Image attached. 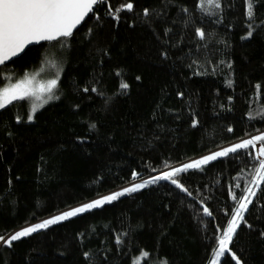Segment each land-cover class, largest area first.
<instances>
[{"label":"trees","instance_id":"obj_1","mask_svg":"<svg viewBox=\"0 0 264 264\" xmlns=\"http://www.w3.org/2000/svg\"><path fill=\"white\" fill-rule=\"evenodd\" d=\"M128 2L104 0L72 36L0 66V89L47 60L59 68L31 121L26 98L0 108V235L264 134V0H252L251 18L248 0H130L115 13ZM261 157L253 143L178 173L187 191L161 180L2 242L0 264H211L248 187L256 196L229 248L264 264V180L252 184ZM217 264L235 261L226 252Z\"/></svg>","mask_w":264,"mask_h":264},{"label":"snow or ice","instance_id":"obj_2","mask_svg":"<svg viewBox=\"0 0 264 264\" xmlns=\"http://www.w3.org/2000/svg\"><path fill=\"white\" fill-rule=\"evenodd\" d=\"M102 2H104V0H0V65L4 64L11 57H16L18 54L22 53L26 46L34 42L56 41L61 37L72 36L73 29L80 25L89 13L93 12L95 5ZM204 4L214 5L216 8H220V0H199L198 7L203 8ZM132 8L133 4L129 0L128 3L114 11L118 14L124 9L132 10ZM184 11L187 12L188 10L184 9ZM109 14L114 15L112 11H110ZM145 15H148L147 9H145ZM246 15L249 18L253 16L252 0H248ZM114 18L119 19L118 15H114ZM196 32L201 38L205 36V33L201 29H197ZM248 35L251 36L252 32L249 31ZM34 79V77L30 78L25 74L23 79L0 90V108H4L14 101L24 100L27 97H35L37 100H41V94L43 93L49 94L48 99L54 98L51 93L57 88L58 76L57 78L49 79L46 84L39 85L33 84ZM137 79H139V77ZM119 87L124 90L128 88V84L122 81ZM85 91H87V89H85ZM92 91H97V89H92ZM45 102L46 101H42L41 104L32 105L31 112L28 115L29 121L33 119V114ZM229 131H231V129H229ZM257 140L264 141V134L255 136L249 140H244L230 148L214 152L180 167L173 168L171 171L163 172L158 176L144 180L142 183H133L130 187H126L121 191L97 198L49 219H45L37 224L24 227L7 238L0 235V242L10 247L14 241L27 237L34 232L47 229L49 226L57 224L58 222L99 208L106 203L117 200L118 197L126 193L136 192L149 184H154L161 180L170 181L182 191H187L178 180L173 178L178 173L185 172L188 169H199L201 166L207 165L210 161L216 160L218 157L227 156L229 153L237 152L238 149H247ZM259 155L264 156V146L259 148ZM138 175L139 174L134 171L132 173L133 179L135 180ZM262 180H264V160L260 161V168L257 170L252 184L259 189ZM255 196L256 191H254L252 187H248L246 189V194L238 199L237 207L233 209L231 219L223 229L222 234L217 237L215 259L211 261V264H217L219 258L226 252L231 254L235 264H241L235 253H231L229 245L241 223L245 222V212L252 203V197ZM233 199H236V197L233 196ZM203 212L209 216L211 215L207 207L203 208ZM117 242L119 243V237H117ZM84 255L88 257L89 253H85ZM144 255L146 256L147 253H144Z\"/></svg>","mask_w":264,"mask_h":264},{"label":"rangeland","instance_id":"obj_3","mask_svg":"<svg viewBox=\"0 0 264 264\" xmlns=\"http://www.w3.org/2000/svg\"><path fill=\"white\" fill-rule=\"evenodd\" d=\"M58 73H59V68H58V70H57L56 64H55V63L52 61V59H51V60H49V61L47 60V61L45 62V64L42 65V67H41V69H40L39 71L34 72V73H28L27 75H28L30 78H31V77H34V78H35V79L33 80V84H34V85H39V84H46V82H47L49 79L57 78V74H58ZM24 76H25V75H24ZM24 76H23V77H20V79H17L16 81L6 83V84L3 86V88H1L0 90L4 89V88H6V87H9L11 84L16 83L18 80L23 79ZM51 95L54 97V90H53V92L51 93ZM48 96H49L48 93H43V94H41V100H37L35 97H27L26 99L28 100V103H29L28 115H29V113L31 112V108H32V105H33V104H41L42 101H46L45 103L42 104V106H44L46 103L50 102V101L53 99V98H52V99H48ZM42 106H41V107H42ZM41 107H39V108H41ZM39 108H38V109H39ZM38 109H37V110H38ZM233 145H235V144H229V145H226L227 147L222 146V147H219V148L213 149V150H211V151H208V152H206V153H204V154H202V155H200V156H197V157H195V158H193V159L187 161L186 164H187V163H190V162H192V161H194V160H198V159H200V158H202V157H204V156L210 155V154H212V153H214V152L221 151V150H223V149H225V148H230V147H232ZM254 146H255V148L257 149V155L259 156V158H262V157L259 155V151H258L259 148L261 147V143H260L259 141H254ZM183 165H184V164H183ZM180 166H182V165H180ZM178 167H179V166H178ZM169 171H171V170H169ZM143 181H144V180H143ZM143 181H139V182H137V183H142ZM134 183H135V182H134ZM132 184H133V183H131V184H129V185H126V186L122 187L121 189H120V188H119V189H115V190H112V191L106 192V193H104V194H101V195H99V196L93 197V198H91V199L84 200V201L79 202V203H77V204H74V205H71V206H69V207H66V208H64V209H62V210H60V211H57V212H55V213H52L51 215L45 216V217L42 218V219H39V220H36V221H32V222H30V223H28V224L22 225V226L16 228L15 230L9 232V233H8V236L14 234V233H15L16 231H18V230L23 229L24 227H27V226H31V225L37 224V223H39V222H42V221L45 220V219H49V218H51V217H53V216H56V215H58V214H60V213H63V212H65V211H68V210H70V209H72V208H75V207H77V206H81V205H83V204H85V203L91 202V201H93V200H95V199H97V198L103 197V196H105V195H109V194H112V193H115V192L121 191V190H123V189L126 188V187H130ZM8 236H7V237H8Z\"/></svg>","mask_w":264,"mask_h":264},{"label":"water","instance_id":"obj_4","mask_svg":"<svg viewBox=\"0 0 264 264\" xmlns=\"http://www.w3.org/2000/svg\"><path fill=\"white\" fill-rule=\"evenodd\" d=\"M85 19H86V18H85ZM82 22H83V21H82ZM81 24H82V23H81ZM81 24H80V25H81ZM80 25H78L75 29H73V31L76 30ZM41 42H46V41L34 42V43H32V44L26 46L25 49H26L27 47H29V46L36 45V44H39V43H41ZM25 49H24V50H25ZM20 54H21V53H20ZM20 54H18L16 57H18ZM16 57H11V58H10L8 61H6L5 63H7V62L13 60V59L16 58ZM5 63H4V64H5ZM2 65H3V64H2ZM0 66H1V65H0ZM7 236H8V234L5 235L4 237H7ZM1 243H2V242H0V245H1Z\"/></svg>","mask_w":264,"mask_h":264}]
</instances>
